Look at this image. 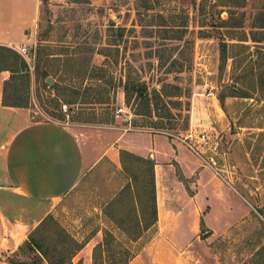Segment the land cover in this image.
I'll return each mask as SVG.
<instances>
[{
	"label": "rangeland",
	"instance_id": "374dc122",
	"mask_svg": "<svg viewBox=\"0 0 264 264\" xmlns=\"http://www.w3.org/2000/svg\"><path fill=\"white\" fill-rule=\"evenodd\" d=\"M34 1L39 8L32 28L35 39L26 46L31 58L30 65L27 64L28 79L24 74H14V80L6 87V100L27 102V106L21 108L28 110L31 121L66 124L79 133V137L88 135L93 140L96 135L103 136L97 127L113 125L164 133L184 146L189 131L194 135L207 132L212 148L215 147L217 164L206 160L214 156L210 151L203 156L205 160L200 159L208 166L210 178L229 189L231 204L230 207L227 204L228 213L219 210V206L203 207L202 226L189 235L169 234V238L188 242V245L183 252L173 251L167 255L172 260L177 257L170 264L248 261L256 249L258 235L264 233V60L260 63L259 52L251 49L254 73L262 77L263 87L250 94L234 80L247 62L237 68L239 62L223 59L220 50L222 42L233 43L226 38L227 33L237 31L226 27L240 21L248 36L263 41L264 0ZM24 6L29 15L31 3L0 0V20H15L18 9L24 10ZM245 44L254 47L264 42ZM260 53L264 55V50ZM37 58L42 61L37 62ZM45 61L57 69L56 75L45 80L48 85L56 83L59 77L67 78L64 84L80 87L77 102L85 97L88 101L95 98L91 90L99 85L108 91L113 104L110 107L69 105L66 100L71 96L67 91L58 94L44 87L43 78L37 77L35 68ZM3 65L0 63V69ZM99 68L104 78L91 79ZM109 77H113L114 91L104 84ZM126 81L144 85L150 95L153 90L160 92L161 101L156 108L151 107L150 118L133 114L139 104L136 94L131 100L132 110L126 107L123 87L119 86ZM87 87L89 89L84 91ZM243 93L252 98H243L246 95ZM62 105H66V113L61 111ZM121 106L123 113L116 117L115 111ZM149 121L163 128H150ZM261 133L263 138L258 137ZM120 171L107 159L88 169L77 185L55 202L50 214L53 222L46 219L39 231L33 233V229L17 249L6 255L7 262L47 264L28 244V238L32 235L47 246L61 228L84 244L73 262L92 264L93 248L102 243L105 231H113L101 204L121 183ZM184 185L188 191L191 185L186 181ZM113 233L116 250L126 251L125 237L118 231ZM159 234L156 236L153 230L135 244H128L131 264H155L153 259H148V254L144 259L139 254L155 237L162 239ZM103 259L107 260L106 254Z\"/></svg>",
	"mask_w": 264,
	"mask_h": 264
},
{
	"label": "crops",
	"instance_id": "0c3cea01",
	"mask_svg": "<svg viewBox=\"0 0 264 264\" xmlns=\"http://www.w3.org/2000/svg\"><path fill=\"white\" fill-rule=\"evenodd\" d=\"M13 1L32 5L29 15L24 6V10L18 9L15 20H0V47L18 52L35 39L32 28L39 7L34 0ZM9 78L10 72L0 70V264H9L6 255L51 214L55 202L71 191L88 169L107 159L121 170L120 149L154 161L157 221L143 235L155 230L162 239H152L140 252L141 258L148 254L155 264L173 263L176 255L172 260L167 254L183 252L188 242L171 239L169 234L189 235L198 230L205 206H219L228 213L229 189L216 184L208 166L182 143L164 133L116 125L97 127L103 136L96 135L93 140L88 135L79 137L66 124L31 121L28 110L4 105V86ZM184 181L191 185L188 191Z\"/></svg>",
	"mask_w": 264,
	"mask_h": 264
},
{
	"label": "trees",
	"instance_id": "16d2710c",
	"mask_svg": "<svg viewBox=\"0 0 264 264\" xmlns=\"http://www.w3.org/2000/svg\"><path fill=\"white\" fill-rule=\"evenodd\" d=\"M74 1V0H73ZM75 2V1H74ZM243 19V18H242ZM241 19V20H242ZM226 22V21H225ZM226 28L237 30L230 31L227 33L226 38L233 43H221V54L223 59H232L233 62H239L237 68H241L243 63H246L244 68H242L241 73L235 77V82L241 85L245 92L253 94L258 92L261 87H263L262 77L254 73V66L252 60L251 49L255 48V51L259 52V62H263L264 55L260 53L264 50V45H247L245 43L252 42L253 44H258L264 42L261 40H255L252 36L242 30L243 22L235 23L234 25L227 26ZM264 28V27H262ZM231 51H234L230 53ZM37 62H41V58H37ZM0 63L4 64L3 68L0 70H5L10 72L11 78L5 83L3 92V103L10 107H25L27 102H8L6 100V87L10 85L11 81L14 80V74L20 73L24 74L25 78L28 79V66L27 63L21 59L17 52L6 47H0ZM260 63H256L257 66ZM40 64V63H39ZM54 70H53V69ZM96 69V68H95ZM97 73H93L90 78H104L102 69H97ZM37 77H42L44 80V87H50L58 94L67 91L71 97L66 100L69 105L81 104V105H105L110 107L112 102L109 101L107 96L108 91L101 88L99 85L91 90L92 96H95L88 101V98L81 99L79 101V86L64 84L67 78L59 77L56 83L48 85L45 80L57 74V69L51 64H47L45 61L44 65H37L35 68ZM111 86L114 91L115 86L113 83V77H109L107 83ZM119 86L123 87L124 101L126 107H131V100H133V95L136 94V99H138V105L136 109L133 110V114L136 116H143L150 118L152 115V108L157 107L160 103V92L153 90L152 95L147 93V89L144 85H134L130 81H126L123 85L119 83ZM16 85V82H15ZM89 88H84V91ZM13 93H16V86L13 89ZM248 93H243V98H252L248 96ZM68 95V96H69ZM91 95V94H90ZM147 126L154 129L163 128L162 125H158L152 121L147 122ZM263 138V134H259L258 137ZM119 159L121 164V171L119 173L121 177V183L118 188L106 198V201L101 205L103 207L101 210L105 214L104 216L109 221L113 231L120 232L126 241L123 243L127 248L126 251L120 249L116 250L117 244H114L116 236L113 231H105L103 233L102 243L96 244L92 250V264H131L130 259L132 253L129 249L128 244L136 242L142 235L151 227H153L157 221V208L155 200V175H154V161L149 158H143L136 156L127 151H120ZM53 222V218L47 215L43 221L39 224L37 228L34 229L33 233L39 231L40 227L45 224V220ZM258 222V221H257ZM202 222L200 223V227ZM54 238L51 239L50 245H45L37 241L35 238L29 236L28 244L32 249L39 252L41 257L45 259L47 264H75L73 262L74 257L77 252L83 247L84 244L76 241L71 235H69L64 229L57 230L54 234ZM258 241L255 244V250L252 253L248 261L242 264H264V233L258 235ZM107 255V260L103 259V255ZM11 264H17L10 261Z\"/></svg>",
	"mask_w": 264,
	"mask_h": 264
},
{
	"label": "built area",
	"instance_id": "2783aa9c",
	"mask_svg": "<svg viewBox=\"0 0 264 264\" xmlns=\"http://www.w3.org/2000/svg\"><path fill=\"white\" fill-rule=\"evenodd\" d=\"M18 54L23 57L24 61L30 65V53L27 51L25 47H22L21 49L18 50ZM124 108L119 107L116 109L115 114L116 117H119L121 113H123ZM61 111L66 113L67 112V107L66 105L61 106ZM185 145L186 148L195 156L205 160L203 156L208 153V151L212 152L214 156L210 155L209 157L206 158L212 165H216V158H215V147L212 148V145L210 143L209 137L207 132L202 131L198 133L197 135H194L189 131L187 136L185 137Z\"/></svg>",
	"mask_w": 264,
	"mask_h": 264
}]
</instances>
